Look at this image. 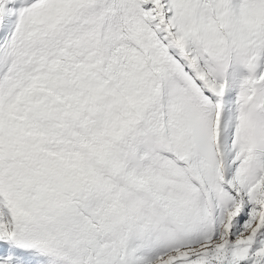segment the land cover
I'll use <instances>...</instances> for the list:
<instances>
[{
    "label": "snow or ice",
    "instance_id": "6c2138e0",
    "mask_svg": "<svg viewBox=\"0 0 264 264\" xmlns=\"http://www.w3.org/2000/svg\"><path fill=\"white\" fill-rule=\"evenodd\" d=\"M0 264H264V0H0Z\"/></svg>",
    "mask_w": 264,
    "mask_h": 264
}]
</instances>
